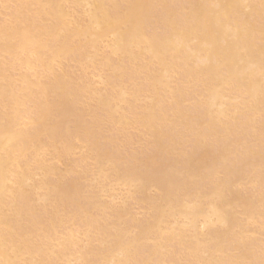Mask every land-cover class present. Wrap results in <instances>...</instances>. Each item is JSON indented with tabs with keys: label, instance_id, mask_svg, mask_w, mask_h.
I'll return each mask as SVG.
<instances>
[{
	"label": "bare ground",
	"instance_id": "bare-ground-1",
	"mask_svg": "<svg viewBox=\"0 0 264 264\" xmlns=\"http://www.w3.org/2000/svg\"><path fill=\"white\" fill-rule=\"evenodd\" d=\"M0 16V264H260L262 0H0Z\"/></svg>",
	"mask_w": 264,
	"mask_h": 264
},
{
	"label": "rangeland",
	"instance_id": "rangeland-1",
	"mask_svg": "<svg viewBox=\"0 0 264 264\" xmlns=\"http://www.w3.org/2000/svg\"><path fill=\"white\" fill-rule=\"evenodd\" d=\"M1 12L4 13V14L6 13V12L3 11V10H1ZM2 18H3V17L0 16V20H1ZM106 45H107V44L103 45V47H102V49L105 50L104 52L108 51ZM106 53H107V52H106ZM69 69H70V71H72V72L74 73V75L76 74V75L78 76V74H80V73H79V67H78L76 64H71V65H69ZM19 72H20V70H18V69L16 68V70H15L13 73H14L15 75H17ZM80 72L82 73V71H80ZM77 73H78V74H77ZM91 73H93V75H94V71H92V70L90 71V70H89V71H87V74H86L87 76L84 75V76H85V77H84V76L82 75V77H84V78L87 77V78H86V81L89 79V82L92 83V86H93L94 84H96V82H98L96 85H94V87L96 86L97 89H99V88L102 89L103 86L101 85V86H102V87H101V86L99 85L100 82H99V79L96 78L97 76H93ZM90 74H91V75H90ZM80 76H81V74H80ZM80 76H79V77H80ZM75 77H76V76H75ZM79 77H77V78H79ZM93 82H94V83H93ZM97 85H98V86H97ZM86 108H88V107L86 106ZM131 133H132V137H134V140L138 138V132H137V131L135 132V130H134V131H132ZM132 139H133V138H132ZM134 140H133V141H134ZM133 141H132V142H133ZM134 143H135V144H134ZM129 144H130V146L133 147V148L131 149V148L128 146V147H129V150H133V151L138 152V153L141 151V148L143 147L142 144H140V143H139V144H140L142 147H141L140 145H138L137 140H136V142H133L134 145H133L132 143H128V145H129ZM131 144H132V145H131ZM129 150H127V152H128ZM122 152L124 153L123 150H122ZM66 159H67V158H66L65 156H63V161H62L63 164H62V165L66 164V163H65V160H66ZM66 162H67V160H66ZM62 165H61V167H62ZM117 189H118V188H117ZM116 192L118 193V194H117V193H116V194L119 195L118 197H120V196L123 197V196H124V199H125V194H124V193H126V190L119 189V191H116ZM254 192H255V191H253V188L250 187V188H248L247 190H242V195H245V196H248V195H251V194L253 195ZM254 194H255V193H254ZM121 197H120V198H121ZM118 200H119V201H117L116 204H118V203L120 204V201L123 200V199H118ZM124 201H128L129 206L132 207V211H133V213H135V216H136L137 218H140V217L142 216V214H143V209H142L141 207H139V206H137V205H134L132 201H129V200H127V199L124 200ZM141 210H142V212H141ZM253 228H254V226L252 225V226L250 227V229H251V230H254ZM255 228H257V227H255ZM260 234H261V233H260ZM259 236H260V235H259ZM261 236H262V235H261ZM259 238H260V237H259ZM259 238H258V239H259ZM261 238H262L261 241L264 240L263 237H261ZM262 242H263V241H262Z\"/></svg>",
	"mask_w": 264,
	"mask_h": 264
},
{
	"label": "snow or ice",
	"instance_id": "snow-or-ice-1",
	"mask_svg": "<svg viewBox=\"0 0 264 264\" xmlns=\"http://www.w3.org/2000/svg\"><path fill=\"white\" fill-rule=\"evenodd\" d=\"M262 3H264V0H262ZM262 38H264V34H262ZM261 146L262 149H264V111H262L261 114ZM22 264H31V262L24 261ZM153 264H160V262H153ZM163 264H169V262H163ZM171 264H178V262H171ZM227 264V262H225ZM249 264H253V262H249ZM260 264H264V259L260 261Z\"/></svg>",
	"mask_w": 264,
	"mask_h": 264
}]
</instances>
